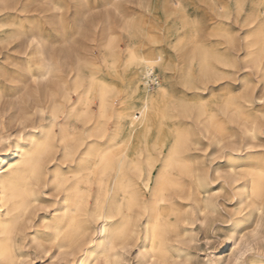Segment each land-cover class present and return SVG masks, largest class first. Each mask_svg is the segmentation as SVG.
<instances>
[{"label": "bare ground", "instance_id": "obj_1", "mask_svg": "<svg viewBox=\"0 0 264 264\" xmlns=\"http://www.w3.org/2000/svg\"><path fill=\"white\" fill-rule=\"evenodd\" d=\"M20 1L0 0V13L4 11L0 45L17 39L24 45L19 65L0 71V99L6 90L24 105L23 113L31 111L35 119L28 117L33 121L31 131L0 149V264L17 262L22 226L43 189L58 198L42 218L43 228L34 232L37 242L54 245L68 256L79 254L75 264H122V251L141 234V255L165 262L171 255L166 236L177 232L178 221L185 218L181 201L193 203L199 211L215 208L208 197L207 174L191 153L197 139L183 119L194 118L206 134L215 132L223 138L229 131L230 110L250 123L245 128L250 138L261 130L243 110L242 103L252 101L250 95L243 101L219 99L208 109L204 100H193L184 91L202 90L210 79H221L227 73L224 68L234 66L229 48L237 46V29L231 17H239L246 54L264 82V0L248 5V0H158L156 7L166 23L145 27L126 22L122 28L138 34L137 41L132 32L128 34L131 42L126 44L110 33L109 13L130 0H99L107 8L101 19L107 26L92 39L97 53L91 47L83 59L67 47L72 25L66 29V5L53 0L55 13L42 17L50 30L46 36L32 16L9 17ZM71 2L73 20L79 25L84 3ZM192 2L208 8V20L198 12L189 13L186 4ZM149 3L142 5L151 14L156 7ZM25 8L24 4L18 11ZM118 73L126 78L124 96L134 100L131 109L116 107L121 90L112 77ZM149 82H154L153 91ZM176 83L182 86L179 93ZM4 141L1 136L0 143ZM241 148L250 153L246 143L237 144L230 164L239 158ZM247 159L249 165L242 168L248 179L241 192L261 200L264 156ZM237 199L244 200L241 193ZM262 228L258 223L252 237L264 236ZM228 240L227 259L241 264V253H247L253 242ZM212 256L207 258L210 263L217 258Z\"/></svg>", "mask_w": 264, "mask_h": 264}, {"label": "rangeland", "instance_id": "obj_2", "mask_svg": "<svg viewBox=\"0 0 264 264\" xmlns=\"http://www.w3.org/2000/svg\"><path fill=\"white\" fill-rule=\"evenodd\" d=\"M54 1L61 2L67 7L63 12L67 11L68 24H66V29L70 28L69 24L72 25L70 30L73 42L70 39L66 43L67 47H70L71 53L73 52L72 55H77V57L83 59L91 47L97 53L93 44H96L94 40L99 37L101 28H106L105 26H107L101 23L107 8L102 6L99 0H82L84 5L80 14L81 22L78 25L73 20L74 8L71 0ZM143 1L150 2L149 4L152 3V6L156 7L158 0H130L122 4L121 10H110L109 23L110 28H112L110 33L116 37L121 36L123 41H126L125 44L131 42L127 37L131 32L136 37L134 40L137 41L138 39L135 29L129 32L127 29L122 28V25L126 24V22L135 26L146 25L145 27L147 25L148 27H156L166 23L160 9L156 7L151 10L150 14V11L145 10L142 5ZM249 1L253 0H248L247 5L250 3ZM52 2L53 0H21V5H16V9L10 10L9 17L11 18L16 14L23 17L32 16L39 22L42 33L47 36L50 30L43 24L42 17L46 13H55L52 10ZM24 4L26 10L19 12L18 10ZM186 6L190 14L198 12V14H203L205 19H209L207 7L202 8L194 2L191 5L187 3ZM2 13L4 11L0 14ZM238 19L232 17L229 19L234 29H237V35L234 37V43L236 42L237 46L232 45L229 48L235 60L234 66L224 68L227 73H224L221 79H210L202 90L184 92L193 100L195 98L204 100L208 109L215 106L219 99L233 97L237 101H243L245 96L250 95L252 100L250 104L241 102L243 110L257 120L261 130L256 138H250V135L245 130V128L250 127V123L244 121L243 118H237L230 110L226 114V118L229 121L227 123L229 131L223 138H220L215 132L212 135L206 134L202 129L201 123L194 118L183 119L185 125L192 131L194 140L196 141L197 139L198 143L191 153L197 160L198 166L207 174L208 197L210 202L215 205V208L213 210L199 211L193 203L181 201L183 206L180 205L185 212V218L178 221L177 232H169L166 236V242L171 251L170 257L165 262L156 263L149 260L146 255H141L143 253L141 251L142 235L140 234L139 238L135 241H130L122 251V264H232L227 259V246L230 238L236 239L240 243L246 242L247 239L253 242L252 248L243 257L245 263L241 261V264H248L249 262L253 264L255 262L264 263V236L252 237L254 229L260 222L263 223L262 229L264 233V214H262L264 213V198L257 200L241 192L242 184L246 183L248 179L247 173L242 168L243 165H249L248 156H264V82L261 75L262 72L253 67L254 65L249 61L250 57L246 54L247 41L243 37L245 29L240 30ZM168 22L173 23L171 19ZM124 42H122L123 45ZM22 43V40L17 39L10 44L0 45V71L3 68L11 69L19 65V60L22 58L21 52L24 47ZM72 46L73 48H71ZM261 61L264 63V55H262ZM155 73L161 80L162 77L158 70ZM112 78L121 90L120 94L116 96V107L122 109L123 106H127L131 109L134 100L129 97L126 98L123 92L126 78L122 77L121 73L115 74ZM147 87L153 91L154 82H149ZM175 89L179 93L182 90V86L176 83ZM15 98L11 97L5 90L3 97L0 99V137L2 136L6 139V141L0 143V149L3 145L13 144L17 137H24L26 133L31 131L33 121L29 120V118L35 119L31 115V111L29 112L30 115L28 112L26 114L25 112L23 113L24 105L15 102ZM129 109L124 110V112H129ZM122 122L124 125L128 124L129 118L125 117ZM242 143L248 145L250 153L246 154V150L241 148L239 150V158L233 164H230L229 157L233 154V148L237 144ZM42 191L40 200L35 202L30 208L31 210L22 226L19 256L15 264H75L76 262L74 261H76L79 254H75L77 257L75 255L68 256L62 250L57 251L54 245H49L45 241H40V243L33 239L35 230L43 228L41 221L51 210V202L54 198H58V195L52 190L43 189ZM239 193L244 199L242 202L237 199ZM203 195H206V193ZM142 222L143 219H141ZM214 254L217 255V258L214 259V263H210L207 258L213 259L212 255ZM249 259L253 261H248Z\"/></svg>", "mask_w": 264, "mask_h": 264}, {"label": "snow or ice", "instance_id": "obj_3", "mask_svg": "<svg viewBox=\"0 0 264 264\" xmlns=\"http://www.w3.org/2000/svg\"><path fill=\"white\" fill-rule=\"evenodd\" d=\"M261 176H262V179H264V172H262ZM262 214H264V213H262ZM241 255H247V253H241Z\"/></svg>", "mask_w": 264, "mask_h": 264}]
</instances>
